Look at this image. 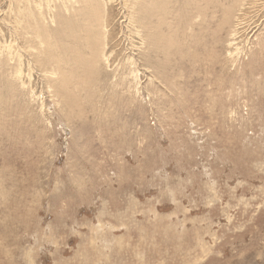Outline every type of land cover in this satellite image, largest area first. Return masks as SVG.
<instances>
[{
	"label": "rangeland",
	"instance_id": "374dc122",
	"mask_svg": "<svg viewBox=\"0 0 264 264\" xmlns=\"http://www.w3.org/2000/svg\"><path fill=\"white\" fill-rule=\"evenodd\" d=\"M0 264H264V0H0Z\"/></svg>",
	"mask_w": 264,
	"mask_h": 264
},
{
	"label": "bare ground",
	"instance_id": "6f19581e",
	"mask_svg": "<svg viewBox=\"0 0 264 264\" xmlns=\"http://www.w3.org/2000/svg\"><path fill=\"white\" fill-rule=\"evenodd\" d=\"M40 200V199H39Z\"/></svg>",
	"mask_w": 264,
	"mask_h": 264
}]
</instances>
